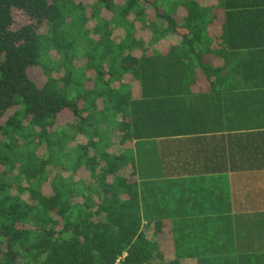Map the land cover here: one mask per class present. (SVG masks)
<instances>
[{"label": "trees", "instance_id": "obj_1", "mask_svg": "<svg viewBox=\"0 0 264 264\" xmlns=\"http://www.w3.org/2000/svg\"><path fill=\"white\" fill-rule=\"evenodd\" d=\"M233 8L0 0V264L195 263L165 257L158 231L142 225L127 146L160 135L150 124L170 116L166 89L195 72L184 59L213 41L207 29Z\"/></svg>", "mask_w": 264, "mask_h": 264}, {"label": "crops", "instance_id": "obj_2", "mask_svg": "<svg viewBox=\"0 0 264 264\" xmlns=\"http://www.w3.org/2000/svg\"><path fill=\"white\" fill-rule=\"evenodd\" d=\"M230 1L213 41L184 59L195 72L166 89L160 135L127 146L142 225L165 257L264 258V0Z\"/></svg>", "mask_w": 264, "mask_h": 264}, {"label": "rangeland", "instance_id": "obj_3", "mask_svg": "<svg viewBox=\"0 0 264 264\" xmlns=\"http://www.w3.org/2000/svg\"><path fill=\"white\" fill-rule=\"evenodd\" d=\"M14 17H15L16 24H20V23L25 22V17L21 13H19V12H14ZM104 140L105 141L107 140V137L105 135H104ZM200 222L201 223H204L203 220H201ZM191 260L192 261H195V263H199V264H212L213 263V259L208 260L206 258H200V259H197L196 258V259H191ZM191 260H188L187 262L190 263ZM219 264H227V263H226L225 259H222V262H220Z\"/></svg>", "mask_w": 264, "mask_h": 264}, {"label": "built area", "instance_id": "obj_4", "mask_svg": "<svg viewBox=\"0 0 264 264\" xmlns=\"http://www.w3.org/2000/svg\"><path fill=\"white\" fill-rule=\"evenodd\" d=\"M115 264H120L119 261H117Z\"/></svg>", "mask_w": 264, "mask_h": 264}]
</instances>
